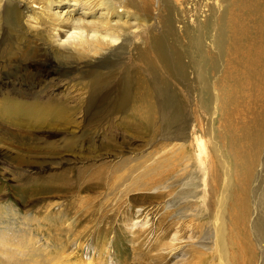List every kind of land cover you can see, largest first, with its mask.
Listing matches in <instances>:
<instances>
[{"label":"rangeland","instance_id":"rangeland-1","mask_svg":"<svg viewBox=\"0 0 264 264\" xmlns=\"http://www.w3.org/2000/svg\"><path fill=\"white\" fill-rule=\"evenodd\" d=\"M0 264H264V0H0Z\"/></svg>","mask_w":264,"mask_h":264},{"label":"bare ground","instance_id":"bare-ground-1","mask_svg":"<svg viewBox=\"0 0 264 264\" xmlns=\"http://www.w3.org/2000/svg\"><path fill=\"white\" fill-rule=\"evenodd\" d=\"M161 45H162V42H161L160 40H156V47H157V49L160 51V55H161L162 57H164V56H165V55H164V52H162V49H160ZM139 57H140V59L144 60V58H145V50H144V49H142V50L139 52ZM124 73H125V72H124Z\"/></svg>","mask_w":264,"mask_h":264}]
</instances>
